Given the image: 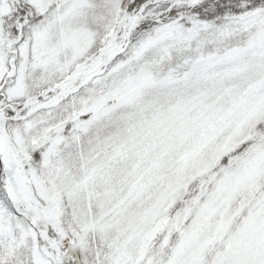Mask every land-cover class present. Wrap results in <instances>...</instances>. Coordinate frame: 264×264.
Instances as JSON below:
<instances>
[{
    "label": "snow or ice",
    "instance_id": "obj_1",
    "mask_svg": "<svg viewBox=\"0 0 264 264\" xmlns=\"http://www.w3.org/2000/svg\"><path fill=\"white\" fill-rule=\"evenodd\" d=\"M0 264H264V0H0Z\"/></svg>",
    "mask_w": 264,
    "mask_h": 264
}]
</instances>
